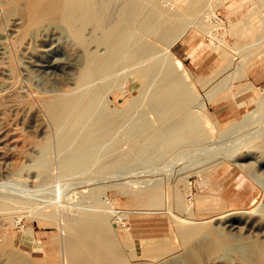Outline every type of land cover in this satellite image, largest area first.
Masks as SVG:
<instances>
[{
  "label": "rangeland",
  "instance_id": "rangeland-1",
  "mask_svg": "<svg viewBox=\"0 0 264 264\" xmlns=\"http://www.w3.org/2000/svg\"><path fill=\"white\" fill-rule=\"evenodd\" d=\"M138 1L142 6L141 17L129 26L132 28L128 29L123 60L99 78L93 77L83 83L69 80V85L62 88L66 87L63 91L69 95L81 98L95 93L94 89L102 84L109 86L92 97L88 115H83H87L85 118L65 122L70 124H65L69 129L65 130L62 124L57 130L37 100L40 90L33 77L35 72L23 66L24 56L31 57L32 61L42 53L41 43L26 40L18 45L15 35L10 33L11 17L5 15V6L0 0V35H3L0 38V241H11L9 247L20 254L37 256L33 250L36 246L47 252L59 236L57 228L48 221L49 214L75 217L83 212H97L113 218L109 228L118 236L124 237L126 232L133 236L140 258L143 254L140 242L149 246L151 241L171 237L175 228L171 221L173 216L187 215V211L173 208L171 191L178 193L182 204L189 202L196 219L206 220L227 209L238 212L254 209L251 211L253 219L264 215V206L259 205L264 195L257 194L258 186L252 177L249 178L252 171L249 164L264 154V149H259L262 147L255 146L264 140V105L256 108L255 103L264 96V0H222L214 9L216 20L220 18L221 24L219 20L216 24L208 18L207 9L202 10V7L195 13H185L191 0ZM169 18L174 20L173 25ZM158 19L168 25L159 24ZM235 21H239L238 25ZM174 26L183 31L170 51L187 67L191 81L186 79V82L172 72L166 44L162 41L167 29ZM89 32L87 29L86 34ZM91 43L88 48L92 53L105 54L103 46ZM63 49L70 57L78 51L70 42ZM42 54L38 57L45 56ZM140 70L148 71L147 78L140 79L136 75ZM50 74L53 79L54 75ZM171 74L176 78L172 76L171 80ZM173 78L176 84L172 87ZM249 81L258 86L257 90H242ZM167 86L171 89L182 87L176 90L180 94L186 91L187 97L181 95L180 111L171 109L173 102L170 108L168 102H163L165 107L162 102L159 104V97L170 90ZM253 109H256L253 115L243 118L246 111ZM181 120L192 122V125L195 121L203 124L204 127L196 123L193 126L202 127L204 136L189 138L185 127L176 131ZM192 125V130L198 129ZM62 128L69 132L65 134ZM245 151L250 154L236 161V156ZM238 162L246 169L238 166ZM152 187L163 194L158 208L131 205L132 192ZM197 198L207 202L197 205ZM253 199L252 205L249 201L252 203ZM117 209H125V213L123 210L118 213ZM147 262L157 264L149 259Z\"/></svg>",
  "mask_w": 264,
  "mask_h": 264
},
{
  "label": "bare ground",
  "instance_id": "bare-ground-1",
  "mask_svg": "<svg viewBox=\"0 0 264 264\" xmlns=\"http://www.w3.org/2000/svg\"><path fill=\"white\" fill-rule=\"evenodd\" d=\"M1 2L5 6L4 7L5 8L4 11L6 13L5 15H7L8 17H11L12 27L10 29V33L15 35V41L18 42V45L26 40H29L30 42L33 41L35 43L36 41H39V43H41L40 49L42 50V53L45 56L41 53L44 57L42 58L38 57L41 54L37 52L40 55L37 54L38 56L34 57L33 60L31 59L32 61H30L29 59L31 57H28V56L25 57L23 54L25 58L23 66L25 65L26 67H29L30 70L32 69V71L35 72V75L33 77H35L37 81L36 86L40 90V93L37 96V100L46 109L53 124L57 127V130L58 128L62 126V124L65 130L69 129V128H66V125L69 126L70 124H66L65 122H69L70 120L72 121L74 120L75 122V119H77L78 117L79 118L84 117L83 116L84 114L88 115V107L91 105L90 103L92 101V97L94 98L101 91L107 89L109 85L107 86V84L105 85L102 84V86H99L98 89H94L95 93L84 95L81 98L78 96L69 95V93L64 92L66 91L65 90L66 87L62 88V86L69 85V82H70L69 80H72V82L74 81L75 83H81V82L83 83V81L90 79V78L93 79V77L99 78L100 76H103L107 72H109L111 68L113 69V67L117 66L123 60L122 55L125 54L127 46H128L127 45L128 36H129L128 29L132 28V27H129L131 26L130 24L137 21L140 16V13L142 12L141 11L142 6L140 4L141 1H138V0H1ZM221 2L222 0H191L189 7L188 9H186L185 13L187 14L195 13L202 7L203 8L202 10L207 9V11L205 12L207 13L206 16L212 19L213 22L215 21L217 24L218 20H216L214 9ZM159 20L160 19H158V23L160 24V22L162 21L159 22ZM169 21H170V25L174 24V20L169 18ZM7 22L8 20L4 22V24L5 23L7 24ZM238 22L235 24L238 25ZM164 24H167V23H163L161 25H164ZM144 26H139V27H144ZM87 29L90 31L88 34H86ZM182 31L183 30H179V28L175 26L170 29H167L166 33H164V35L162 36V41H163V44L164 43L166 44V49H167L166 52L168 53L169 61L171 62V65H172V68H171L172 72L174 74H177V76L180 78H184L185 80L187 79L191 81V78H190L191 74L189 70L187 69V67H185L181 63V61L177 57H175L170 51L171 45L181 37ZM157 32H160V31L158 30ZM1 37H3V35L2 36L0 35V38ZM69 42H70V46L72 44L73 46H76V50L78 49V51H75L74 49L76 55L73 56L74 54L73 53L71 55L73 57H70L69 55L70 53H68V51H66L68 54L65 53L63 49V46ZM91 42L95 43L96 47L100 45L103 46V48L106 51V52L104 51L105 54L99 55L97 53H92L89 50L91 48H88L89 46L88 44L89 43L92 44ZM19 48L23 49V47H19ZM18 54H20V51ZM26 54L28 55L30 53L26 52ZM9 63L11 64L12 62H9ZM18 68L20 67L18 66ZM146 72L148 73V71ZM146 72H143L140 70L136 72V75L140 79L147 78L148 75ZM48 74L54 75L55 78L54 77L53 79L50 78ZM172 74L170 75L171 80L173 76ZM242 74L243 73H240V75ZM56 75H57V78H56ZM3 76L4 75H2V77ZM237 76L238 78L239 77L241 78V76L239 75ZM173 77L176 78V76H173ZM174 78H173V82L170 80L172 82V83L170 82L172 84V85L170 84L172 87H173V83L176 84L175 83L176 80H174ZM168 79H170V77ZM72 82L70 84H72ZM171 86L166 87V88L170 87L169 88L170 90L166 91V94L164 95V97H159L160 98L159 104H161L162 102V107H165L166 104L164 103L168 102L167 105L170 108V104H172L173 102L174 108L172 107L171 109L179 110V107L182 103L181 95H185L186 91L184 90L185 88H183L185 92H183L184 94L182 93L180 94L176 90L180 91L182 87L181 88L178 87V89L177 88L171 89ZM29 87L32 88L31 86ZM257 87L255 86V84L249 81L248 83H246V85H244V87L242 86V90L251 89L255 91L257 90ZM186 90L188 92V88H186ZM216 91H217V88L216 90H214V92ZM162 94L164 93H161L160 95L163 96ZM189 96H192V94L190 93ZM207 96L208 98H211V96H209V93ZM185 97H187V95H185ZM191 100L193 101V99ZM255 103H256V108L262 107L264 105V96L259 97ZM254 111H256V109H253L251 111L249 110L248 112L246 111V113L243 115V118H249L251 115H253ZM87 115H85V117ZM203 119L204 118H202V120ZM182 121L183 120H181V122L177 124L176 131H179L185 127L184 130H185L186 136H188L189 138H197L198 136H200V138L202 137L204 131L200 128L204 127L203 124H202L203 126L199 125L200 122L197 123L198 121L197 122L195 121L196 123V124L194 123L195 125L198 124L199 126H202L198 128V126H193L194 124L192 125V122L186 123L185 121L184 122ZM205 122L207 123L208 121L206 120ZM247 122L249 123V121ZM78 123L76 124L78 125ZM207 124H210V123H207ZM170 125L171 124H169L168 126ZM191 125L198 129L196 130L194 128V130H192ZM70 127L73 128L75 126L73 127L70 126ZM91 128L89 129L90 131H91ZM207 128L210 129V127L208 126ZM65 130L63 129L65 134L69 132L68 130H67L68 132ZM201 130L203 133L201 132ZM236 130L238 129H235V131ZM211 131L212 130H210V132ZM200 132H201V135H200ZM216 132L218 133L217 129H216ZM90 134L93 135V132ZM90 134L89 136L91 137ZM175 134H173V136H175ZM222 134H226V132ZM180 135H182V133ZM219 137H221V135ZM87 138L89 139L88 136ZM200 138L198 137V139ZM44 144L45 143L39 146L42 147ZM78 146L79 145H77V148ZM255 146L262 147L259 149H262L263 151L264 140L260 141L259 144ZM249 154H250L249 152L245 151L243 154L241 153L237 155L236 156L237 159L235 160L240 161L239 160L240 158H243L244 156L246 157ZM236 157L234 156V158ZM255 157L257 158V156ZM230 161H232V159ZM253 161L251 164H249L251 165L250 167L252 168L251 175L249 174L250 175L249 178L252 177L253 179L252 178L251 179L256 182V185L258 186V190H259L258 191L259 193L257 194H260L261 192L264 195V154H263V157H261V159L259 158L255 160L254 162ZM238 166L242 167L241 163L238 162ZM204 167L205 165L202 166L201 168H204ZM244 167L245 166H243L242 168L246 169ZM242 168H240V170H242ZM248 170L249 169H247V172L244 171L247 174V176L249 173ZM186 174L187 173H185V175ZM132 193L134 194L132 195V197H130L132 201L131 205H133L134 207H138V208L141 207V208H155L156 209V207L158 208L161 205V199L163 198L162 196L163 194L157 187L141 189L139 191H135ZM170 194L172 196L171 199H173V202H172L174 204L173 208L175 206L176 208L174 209L181 210L182 212L187 211V215L183 216L182 213L174 212L179 215L182 214V216L180 217L173 216L174 220H171V221L172 222L174 221L173 223L175 224V228L173 227L174 232L172 233L173 235L171 234L172 235L171 237L169 238L160 237L161 239L151 241L149 246H148V243L145 244L146 242H140V244L143 247L142 249L143 254H142V257L140 258H139L138 250L136 247L137 243L129 232H126L125 236L121 237V236H118L117 233L114 232V230H110L109 225L113 220L112 217L102 216L97 212H92V213L83 212L79 214L78 216L76 215L75 217H69V216L67 217L62 214L60 216H56V215H52L53 214L52 213L48 215V221H50V224H52L53 226L57 228L59 232V236L56 238L55 241H52V243L48 247L49 249L47 252H45V249L43 250L42 247L40 248L36 246V247H33L34 248L33 250H34V253L37 254V256L28 257L26 254L23 255L11 249V247H9V245L12 244L11 241L9 242V241L1 240L0 241V264H148L147 259H149L150 262L152 263L155 262L157 264H264V217H263L264 215L261 217L262 219L261 218L258 219V217L257 219H253L255 217L251 216V211H254V209L248 212H238V211H235V209L233 210L227 209L223 213L216 214L215 216L209 219H206V220L196 219L195 217H193V212L189 206V202H188V205H184L181 202H179L180 201V199L178 200L179 196L176 195L178 193L175 194L174 192L171 191ZM168 201H172V200L169 199ZM262 201H264L263 198H262ZM262 201L259 203L261 207L264 206L263 205L264 203ZM164 202H165V199H164ZM196 202H197V205H199L207 201L206 200L198 201V198H197ZM249 202L250 204L253 205L254 199L252 200V203L251 201ZM170 206L172 207V205ZM63 210L64 208L61 207V211ZM121 210H123L124 212L125 209H121ZM121 210H118V213ZM144 212H148V211H144ZM130 213L132 214L133 212H130ZM136 213L140 214V212H136ZM149 213L150 212H148V214ZM244 213L246 215H244ZM166 214H170V213H166ZM112 216H115V215H112ZM169 219H172V217ZM28 233H31V232H28ZM143 245H147V246L144 248ZM180 247H181V250L179 249ZM38 252L41 255H39ZM142 258L144 261L142 260Z\"/></svg>",
  "mask_w": 264,
  "mask_h": 264
},
{
  "label": "built area",
  "instance_id": "built-area-1",
  "mask_svg": "<svg viewBox=\"0 0 264 264\" xmlns=\"http://www.w3.org/2000/svg\"><path fill=\"white\" fill-rule=\"evenodd\" d=\"M217 19L219 20V22H220V24H221V23H222L221 19H220V18H217ZM220 24H219V25H220Z\"/></svg>",
  "mask_w": 264,
  "mask_h": 264
},
{
  "label": "crops",
  "instance_id": "crops-1",
  "mask_svg": "<svg viewBox=\"0 0 264 264\" xmlns=\"http://www.w3.org/2000/svg\"><path fill=\"white\" fill-rule=\"evenodd\" d=\"M182 50V49H181Z\"/></svg>",
  "mask_w": 264,
  "mask_h": 264
}]
</instances>
